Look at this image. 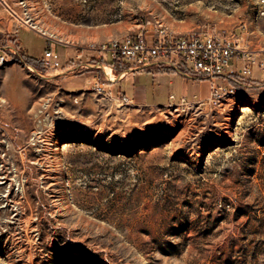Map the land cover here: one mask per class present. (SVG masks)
<instances>
[{"label": "rangeland", "instance_id": "374dc122", "mask_svg": "<svg viewBox=\"0 0 264 264\" xmlns=\"http://www.w3.org/2000/svg\"><path fill=\"white\" fill-rule=\"evenodd\" d=\"M258 2L0 0V264H264ZM146 18L239 37L257 51L252 73L217 103L207 77L176 76L177 100L199 97L134 104L21 58L51 44L71 68L73 41L121 38Z\"/></svg>", "mask_w": 264, "mask_h": 264}, {"label": "built area", "instance_id": "2783aa9c", "mask_svg": "<svg viewBox=\"0 0 264 264\" xmlns=\"http://www.w3.org/2000/svg\"><path fill=\"white\" fill-rule=\"evenodd\" d=\"M256 13L257 18L264 23V0H259ZM71 45L76 50L74 66L69 68V63L63 60L61 53L49 44L44 56L39 59V69L54 70L63 76L68 72L81 73L92 68L107 67L115 73L117 65L142 68L151 63H162L167 67L189 68V71L209 79L210 103H217L225 95L234 93V88L224 82L238 72L251 74L253 64L257 61V51L242 45L239 37L231 39L210 32L173 33L159 19L154 18L144 19L138 31L121 38L89 40L85 43L73 41ZM88 54L94 55V58L83 61ZM8 59V55L0 53V64ZM107 61L111 63L107 64ZM233 61L236 64L231 66ZM260 66H264L263 61H260ZM39 69L33 70L44 76ZM217 77H221L222 81H218ZM93 88L100 94L111 96L110 90H106L99 79L94 82ZM121 97L122 101H129L125 95Z\"/></svg>", "mask_w": 264, "mask_h": 264}, {"label": "crops", "instance_id": "0c3cea01", "mask_svg": "<svg viewBox=\"0 0 264 264\" xmlns=\"http://www.w3.org/2000/svg\"><path fill=\"white\" fill-rule=\"evenodd\" d=\"M92 58H94V55H90V58L87 60ZM187 70L177 67H167L162 63H151L142 68L117 65L115 66V72H117V74L114 73L115 78L112 81L108 80L106 71H104L103 68H100L89 69L81 73H76L78 75L74 76V79H72L75 82L71 80L70 83L74 89L81 90L86 87H93L94 82L99 79L104 84L105 89L110 90L112 97L125 95L128 100L134 104L146 103L156 105H172L192 100L195 96H197V94L194 93L192 97H189L187 93L183 91L177 100V95L172 91L171 86L176 81V76H179L182 79L183 84L187 83L190 79L202 76L200 73L192 70L189 71V68ZM150 72L152 73L151 80L148 79V74ZM87 76H89V80H87ZM123 81L127 82L129 90L119 84ZM165 87L169 90V101H158L157 99L160 96V90ZM150 89H152L153 95L151 100L149 96ZM171 95H174V97L171 98ZM197 97H199V95Z\"/></svg>", "mask_w": 264, "mask_h": 264}, {"label": "trees", "instance_id": "16d2710c", "mask_svg": "<svg viewBox=\"0 0 264 264\" xmlns=\"http://www.w3.org/2000/svg\"><path fill=\"white\" fill-rule=\"evenodd\" d=\"M25 56L26 57H24V56L21 57L23 61H25V62L27 61V62L31 63L32 65H34L35 67L41 68V61L37 57L31 56L28 53H25ZM108 62L111 63V61H107V64H108ZM235 76L244 77V75L242 73L238 72L234 76H232L230 79L237 81V78H235Z\"/></svg>", "mask_w": 264, "mask_h": 264}, {"label": "bare ground", "instance_id": "6f19581e", "mask_svg": "<svg viewBox=\"0 0 264 264\" xmlns=\"http://www.w3.org/2000/svg\"><path fill=\"white\" fill-rule=\"evenodd\" d=\"M44 28V27H43ZM43 30V29H42ZM47 31V30H46ZM52 33V32H51ZM64 38V37H63ZM67 40H69V38L67 39ZM105 71H106V74L108 75V78L110 79H113V78H115V76H114V73L113 72H111V70H110V68H105Z\"/></svg>", "mask_w": 264, "mask_h": 264}]
</instances>
